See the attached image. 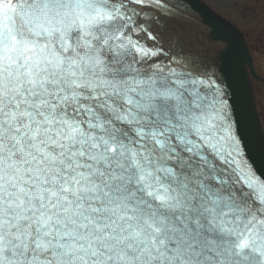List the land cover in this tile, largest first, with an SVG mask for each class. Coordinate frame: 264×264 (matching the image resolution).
Returning a JSON list of instances; mask_svg holds the SVG:
<instances>
[{
	"label": "snow or ice",
	"instance_id": "1",
	"mask_svg": "<svg viewBox=\"0 0 264 264\" xmlns=\"http://www.w3.org/2000/svg\"><path fill=\"white\" fill-rule=\"evenodd\" d=\"M195 21L0 0V264H264V170Z\"/></svg>",
	"mask_w": 264,
	"mask_h": 264
},
{
	"label": "water",
	"instance_id": "2",
	"mask_svg": "<svg viewBox=\"0 0 264 264\" xmlns=\"http://www.w3.org/2000/svg\"><path fill=\"white\" fill-rule=\"evenodd\" d=\"M196 16L195 28L199 38L218 56L235 93L237 105L244 119L251 146L250 155L258 169L264 170V153L260 137L263 134L252 99L247 67L253 76L252 61L238 33L226 22L216 17L200 0H190Z\"/></svg>",
	"mask_w": 264,
	"mask_h": 264
},
{
	"label": "rangeland",
	"instance_id": "3",
	"mask_svg": "<svg viewBox=\"0 0 264 264\" xmlns=\"http://www.w3.org/2000/svg\"><path fill=\"white\" fill-rule=\"evenodd\" d=\"M218 6H227L225 15L231 19L240 21L239 27L248 31H256L262 33L264 31V22L256 20V16L264 15V5L256 3V0H216ZM215 2V3H216ZM255 59L259 65V74L264 76V51H256ZM259 103L264 99V86L255 85Z\"/></svg>",
	"mask_w": 264,
	"mask_h": 264
}]
</instances>
